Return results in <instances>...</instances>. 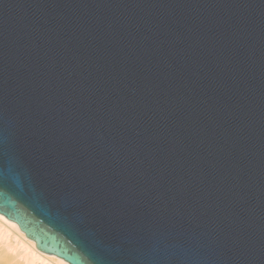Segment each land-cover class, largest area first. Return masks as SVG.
<instances>
[{
    "label": "water",
    "instance_id": "95a60500",
    "mask_svg": "<svg viewBox=\"0 0 264 264\" xmlns=\"http://www.w3.org/2000/svg\"><path fill=\"white\" fill-rule=\"evenodd\" d=\"M0 214L68 264H264V0H0Z\"/></svg>",
    "mask_w": 264,
    "mask_h": 264
},
{
    "label": "bare ground",
    "instance_id": "6f19581e",
    "mask_svg": "<svg viewBox=\"0 0 264 264\" xmlns=\"http://www.w3.org/2000/svg\"><path fill=\"white\" fill-rule=\"evenodd\" d=\"M0 262L2 264H68L38 250L18 226L0 214Z\"/></svg>",
    "mask_w": 264,
    "mask_h": 264
},
{
    "label": "rangeland",
    "instance_id": "374dc122",
    "mask_svg": "<svg viewBox=\"0 0 264 264\" xmlns=\"http://www.w3.org/2000/svg\"><path fill=\"white\" fill-rule=\"evenodd\" d=\"M1 248H2V247H0V251H1ZM0 264H2V263L0 262Z\"/></svg>",
    "mask_w": 264,
    "mask_h": 264
}]
</instances>
